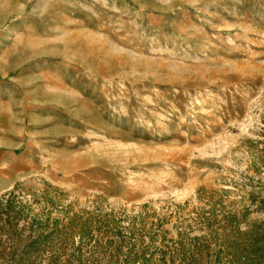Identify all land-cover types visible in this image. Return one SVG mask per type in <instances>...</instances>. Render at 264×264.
Returning <instances> with one entry per match:
<instances>
[{"label":"rangeland","instance_id":"rangeland-1","mask_svg":"<svg viewBox=\"0 0 264 264\" xmlns=\"http://www.w3.org/2000/svg\"><path fill=\"white\" fill-rule=\"evenodd\" d=\"M0 264H264V0H0Z\"/></svg>","mask_w":264,"mask_h":264}]
</instances>
